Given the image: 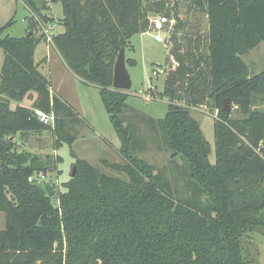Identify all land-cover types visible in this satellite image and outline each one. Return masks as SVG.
<instances>
[{
  "label": "trees",
  "instance_id": "1",
  "mask_svg": "<svg viewBox=\"0 0 264 264\" xmlns=\"http://www.w3.org/2000/svg\"><path fill=\"white\" fill-rule=\"evenodd\" d=\"M54 1L61 3L62 17L51 41L74 74L98 88L122 159L104 164L120 175L78 158L58 206L28 180L52 168L48 159L19 150L21 139L49 129L55 147L71 143L76 131L69 128L80 119L51 94L35 60L38 42L46 39L40 25L53 18L25 0L34 19L29 27L39 36H6L10 22L0 26V264L254 262L252 233H264V111L255 109L264 103V68L250 72L241 55L264 41V0H181L184 20L175 3L169 7L171 0ZM196 13L206 17L204 32L200 22L190 24ZM149 14L176 19L159 93L171 103L163 118L137 122L158 135L170 162H182L173 165L181 173L174 187L162 169L139 156L144 146L138 147V126L130 118L135 109L127 93L112 88L118 51L148 27ZM24 98L29 104L17 103ZM36 108L53 112L54 125L42 123ZM192 108L217 110L213 162Z\"/></svg>",
  "mask_w": 264,
  "mask_h": 264
},
{
  "label": "rangeland",
  "instance_id": "2",
  "mask_svg": "<svg viewBox=\"0 0 264 264\" xmlns=\"http://www.w3.org/2000/svg\"><path fill=\"white\" fill-rule=\"evenodd\" d=\"M33 1L42 11H47V15L53 18L47 34L53 36L55 32L60 31L61 27L56 21L62 17L61 3L54 0ZM174 3L175 6H178V17L184 20L186 14L182 13L180 9L181 6L184 8L182 1L171 0L169 7H174ZM25 5V0H0V26L10 22L4 29L3 35L22 37L27 31H30L34 33V36H39L40 30L29 27L34 19L31 18L27 5ZM150 14L152 15V13ZM189 16H191L190 24L198 25L200 22V31L204 32L207 26L205 15L196 13ZM41 25L44 26L45 24ZM148 28L149 25L145 30L134 34L130 38L128 47L125 48V57L129 59V63L126 62V68L132 84L129 90L122 92L127 93L126 102L136 111L132 112L130 118L133 116V122H136L135 124L138 126V147L143 148L144 146V150L139 152V156L162 169L174 187L178 180L177 177L181 173L179 171L173 172V165H180L182 162L178 157L170 162V153L158 146L161 142L158 135L150 131L143 123L137 122L141 117L153 120L163 118L168 104L171 103L166 96H159V93L163 91L164 76L167 69L166 58L171 48L170 35L165 36L164 43L156 42L153 38L154 32L144 33ZM161 34L164 35V33ZM46 43L53 45L52 42L42 38L37 44L35 60L41 61L39 69L48 76L51 94L67 102L77 113L79 122L69 128L70 133L76 131V138L71 143L62 142L55 147V137L51 130L30 132L26 138L21 139L24 140L23 145L18 144V146L20 145L18 148L39 156L43 161L48 159L52 171L46 173L45 181H48L54 190L53 205L58 206V196L60 192L65 190L64 184L70 180L73 167L76 169L78 158L85 159L98 170L115 176L120 174L109 169L104 161L122 162V159L117 153L120 139L113 129L98 88L94 84L83 83L53 47L47 49ZM47 51L49 55H47ZM3 55V51L0 49V70ZM241 57L246 62L250 72L263 69L264 41H261ZM15 103L12 101L11 105ZM17 103L20 105L29 104L25 98ZM176 103L181 104V101H176ZM255 109L264 111V103H257ZM190 113L197 120L202 134L209 142L208 158L213 162L215 160L213 126L216 115L213 110H206L205 108H192ZM17 136L18 134L16 140L18 139ZM4 228L5 215L0 211V230ZM252 237L251 250L256 260L251 264H264V233L262 230H257L252 233Z\"/></svg>",
  "mask_w": 264,
  "mask_h": 264
},
{
  "label": "built area",
  "instance_id": "3",
  "mask_svg": "<svg viewBox=\"0 0 264 264\" xmlns=\"http://www.w3.org/2000/svg\"><path fill=\"white\" fill-rule=\"evenodd\" d=\"M176 22L175 17H168L165 15H154V16H150L149 17V28L144 31L145 34H150L151 32H154L153 34V38L156 42H162L164 43L165 41V36L169 35V33L172 31V28L174 26ZM42 27V31L46 36V39L50 42L51 41V36L48 33L49 29H50V25L49 24H45L44 26L41 25ZM143 33V32H142ZM143 33V34H144ZM161 33H164V35H162ZM35 115L38 117V119L44 123V124H50V125H54L55 123V115L53 112H45L42 109L36 108L35 110ZM215 115H217V110H214ZM28 180L30 182H34L37 180H41L44 181L45 180V175L40 172L36 175L33 176H29Z\"/></svg>",
  "mask_w": 264,
  "mask_h": 264
},
{
  "label": "water",
  "instance_id": "4",
  "mask_svg": "<svg viewBox=\"0 0 264 264\" xmlns=\"http://www.w3.org/2000/svg\"><path fill=\"white\" fill-rule=\"evenodd\" d=\"M30 34L31 32L29 31L28 35ZM131 84L132 81L126 68L125 48L122 46L118 51L113 65L112 88L116 90L126 91L130 89ZM229 108V100L225 99L224 110H229ZM75 170V167H73L72 175L75 174ZM33 185L43 193H46L48 196H52L54 194V190L52 189V186L48 181L37 180L33 182Z\"/></svg>",
  "mask_w": 264,
  "mask_h": 264
},
{
  "label": "crops",
  "instance_id": "5",
  "mask_svg": "<svg viewBox=\"0 0 264 264\" xmlns=\"http://www.w3.org/2000/svg\"><path fill=\"white\" fill-rule=\"evenodd\" d=\"M46 44H47V43H46ZM51 47H53L54 50L57 52V54L61 57L60 53L57 51V49L54 47V45H50V44L48 45V44H47V49H48V48H51ZM36 49H37V46H36ZM35 53H36V50H35ZM47 55H49V52H48V51H47Z\"/></svg>",
  "mask_w": 264,
  "mask_h": 264
}]
</instances>
